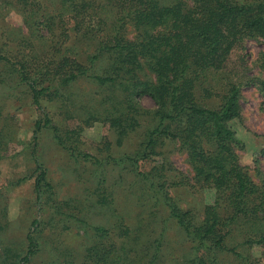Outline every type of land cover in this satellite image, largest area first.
I'll use <instances>...</instances> for the list:
<instances>
[{
  "label": "trees",
  "instance_id": "16d2710c",
  "mask_svg": "<svg viewBox=\"0 0 264 264\" xmlns=\"http://www.w3.org/2000/svg\"><path fill=\"white\" fill-rule=\"evenodd\" d=\"M11 1L45 29L41 37L27 44L22 38L16 60L0 54V63L15 67L37 106H42L44 98L59 96L79 79L87 78L103 89L100 104L105 110L103 118H98L115 129L118 143L138 128L140 116L153 118L136 162L160 157L158 145L170 140L186 151L197 184L214 190V200L206 204L199 222L193 223L190 212L183 211L170 195V186H176L178 180L169 181L166 188L141 173L192 243L196 254L186 264H224L220 257L228 251L236 255L238 264H261L264 180H255L240 162L237 149L243 145L229 121L241 116V86L258 85L264 91V76L229 82L223 102L215 109L198 99L197 87L202 72L229 69L233 51L246 39H261L264 45V0ZM103 60L102 72L95 73L93 68ZM259 60V73L264 75V49ZM142 95L154 100L153 111L142 110L138 100ZM65 116L71 138L70 134H78L82 128L83 115L66 112ZM43 127L52 128L56 138L64 142L45 109L44 117L36 121L35 137ZM72 153L76 156L78 150L72 148ZM33 155L40 201L42 188L48 184L47 169L35 152ZM122 228L121 236H116V242L111 240L108 248L103 241L94 242L82 257L90 264H157L164 237L150 243L148 237L134 236L136 230ZM95 229L104 232L100 227ZM230 235L242 237L230 247ZM27 239L24 254L9 250L11 255L5 252L1 264H30L39 244L32 232ZM240 246H248L249 252L239 250Z\"/></svg>",
  "mask_w": 264,
  "mask_h": 264
},
{
  "label": "rangeland",
  "instance_id": "374dc122",
  "mask_svg": "<svg viewBox=\"0 0 264 264\" xmlns=\"http://www.w3.org/2000/svg\"><path fill=\"white\" fill-rule=\"evenodd\" d=\"M34 22L17 2L0 0V54L14 61L23 37L26 44L41 37L45 29ZM263 49L261 39L248 38L233 51L229 69L202 72L198 99L210 108H218L229 82L263 77L258 66ZM5 63H0V264L9 250L26 252L29 232L39 244L30 264H90L82 257L87 248L100 241L108 248L111 240L116 242V236H121L122 227L136 230L134 236L148 237L150 243L164 237L157 264H186L189 258L193 260L196 252L185 230L170 217L166 204L155 198L153 188L141 174L154 177L166 188L169 181L178 180L176 186H170V195L183 211L190 212L193 223L199 222L206 204L214 200V190L197 184L186 151L165 140L158 145L160 157L136 162L146 131L153 126L149 114L140 116L138 128L118 143L115 129L98 118H103L105 110L100 104L101 86L81 78L61 95L44 98L42 106H37L15 67ZM105 63L97 62L93 71L101 73ZM138 100L143 111L156 108L149 95ZM239 105L241 116L229 121L243 145L237 149L239 159L255 180L262 181L264 91L258 85H242ZM44 109L59 127L64 142L56 138L50 127H43L35 137L36 121L44 117ZM66 112L83 115L84 119L79 133L70 134L71 138L66 132ZM94 114L96 119L92 118ZM72 148L78 150L76 156ZM34 152L47 169L48 184L42 188L40 201L35 186L38 172ZM85 153L91 156L86 157ZM180 180L185 182L179 183ZM97 227L104 232L97 233ZM139 228L142 229L138 234ZM241 237L228 236V246H234ZM238 249L249 252L248 246ZM140 253L144 255L142 250ZM220 259L224 264H238L233 252L223 253Z\"/></svg>",
  "mask_w": 264,
  "mask_h": 264
}]
</instances>
